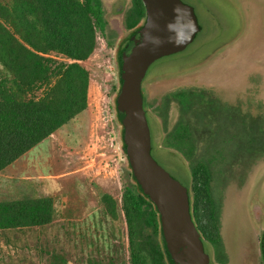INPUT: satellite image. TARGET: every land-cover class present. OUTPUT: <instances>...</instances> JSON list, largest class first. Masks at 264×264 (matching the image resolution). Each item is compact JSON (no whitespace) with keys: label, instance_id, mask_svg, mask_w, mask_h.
<instances>
[{"label":"rangeland","instance_id":"374dc122","mask_svg":"<svg viewBox=\"0 0 264 264\" xmlns=\"http://www.w3.org/2000/svg\"><path fill=\"white\" fill-rule=\"evenodd\" d=\"M181 1L193 9L201 30L183 51L156 60L147 70L142 83L180 73L196 74L214 49L240 39L233 49V90L238 93L246 89L248 72V112L252 116L263 115L264 0ZM102 2L109 34L111 30L122 33L124 14L130 9L132 0ZM110 38L112 43L99 34L94 54L82 63L90 72L87 110L0 173V202L52 198L56 214L54 226L44 233L8 238L0 234V264H55L51 263L49 250L57 254L58 260L64 257L68 264H128V229L121 200L132 180L121 149V128L114 105L119 83L114 40ZM224 65L221 63L217 70L215 65L202 69L201 76L214 77L217 73L225 84L227 75ZM168 88V85L158 89L147 88V93H156L161 97ZM149 114L152 118L153 113L149 111ZM170 115L168 128L177 117L175 106ZM148 120L152 156L183 186H191L187 161L165 145L167 130L164 121L152 118L151 123ZM229 134V129H223L219 144H228L225 139ZM234 146H226V151L231 149L236 152ZM215 148L208 151L212 153ZM200 153L201 150L197 155ZM246 153L249 152H242L243 155ZM253 157H258L253 166H248V159H240L233 164L230 186L238 185L245 173L249 176L262 172L264 155L260 157L259 153H253ZM226 162L231 164V160ZM258 181L253 182L251 188L229 187L228 192L224 182L219 181L218 186L214 182L213 185L216 203L224 205L221 214L222 238L227 243H241L243 248L240 252L235 249L237 253L233 252V263L243 253L248 254L251 263L258 262V237L264 228V171L259 174ZM105 197H109L114 204L112 215H107L105 211ZM209 249L215 260L212 248Z\"/></svg>","mask_w":264,"mask_h":264},{"label":"trees","instance_id":"16d2710c","mask_svg":"<svg viewBox=\"0 0 264 264\" xmlns=\"http://www.w3.org/2000/svg\"><path fill=\"white\" fill-rule=\"evenodd\" d=\"M145 11L143 0H132L128 25L137 24ZM107 30L102 0H0V173L87 110L90 72L82 63L94 54L99 34L112 43ZM166 112L159 114L168 131ZM186 131L179 122L166 133V147L191 155L197 143L186 140ZM263 137L264 127L248 123V143H237L236 153L260 151ZM187 160L195 185L193 216L206 241L217 246L214 159ZM111 202L105 197L107 215L114 214ZM121 210L128 229V264H169L158 212L132 181L122 194ZM55 215L52 198L0 202V234L44 233L54 226ZM47 252L51 263L68 264L63 256L58 260L55 252Z\"/></svg>","mask_w":264,"mask_h":264},{"label":"water","instance_id":"95a60500","mask_svg":"<svg viewBox=\"0 0 264 264\" xmlns=\"http://www.w3.org/2000/svg\"><path fill=\"white\" fill-rule=\"evenodd\" d=\"M147 10L136 40L116 54L118 89L114 97L121 149L131 180L158 212L169 264H209L191 215L187 189L152 156L151 132L143 109L141 83L158 59L183 51L200 27L194 11L180 0H143Z\"/></svg>","mask_w":264,"mask_h":264},{"label":"flooded vegetation","instance_id":"af4514ba","mask_svg":"<svg viewBox=\"0 0 264 264\" xmlns=\"http://www.w3.org/2000/svg\"><path fill=\"white\" fill-rule=\"evenodd\" d=\"M182 3L185 4L184 2ZM146 20H147V10L145 11L144 15L143 14L141 15L140 20L138 21L137 24H135L134 26H129L128 25L129 19L127 17V11H126L124 14L123 32L118 33L117 31L111 30L112 32L111 34H109V23H108L107 34L108 37L110 36L114 40L115 54H117L118 51L121 52L122 50H124L131 40L133 41L136 40L137 30L144 27V25L146 24ZM246 30L247 29H245V31ZM245 33L246 32L243 33L242 35L243 37ZM239 40L240 39H237L234 40L233 42H230L229 44H224L219 46L209 54L210 57L204 59L205 62L203 63L202 69L215 65L217 70V67H220L221 63H225L224 66L226 67V75H227L225 84H223L222 80L220 79L221 77L217 73H215L214 77L213 76L206 77L208 75H204V74L201 76L202 69L196 72V74L180 73L176 76L157 77L154 78V80L145 82L144 84L141 83L143 109L146 113V117L148 116L147 120L149 118L151 123H152V118L155 121H157L158 119H160V121H163L159 112L164 109L167 111L166 121L169 125L171 124L170 113L172 107L175 106L177 109V117L172 123L171 127L168 128L169 130L167 131V133L170 132L169 134H171L174 127L179 122H181L183 128L187 129L186 140L188 141L195 140L197 143L196 151L192 152L191 155H187V154L183 155L182 153L180 154L177 150H174L172 148L171 149L177 154L181 155L187 161L189 166V172L191 175L192 183L191 186L188 187L184 186V187L188 191L192 219L204 244V249L207 258L209 260V264H264V228L258 237V242H259L258 262L251 263V261H248V254L243 253L242 257L237 259L238 263L237 260L236 261L234 260L233 263V252H236L235 249H237V251L240 252L243 250V248L240 247L241 243L240 245H237V243L235 242L227 243L225 239L223 240L222 238L221 214L223 213V207H224L223 203L222 206L221 205L219 206L217 204L218 219H219V235H220V242L217 246L208 243L204 238V236L201 234L199 227L196 224L195 217L193 216V209H192L195 185L193 183L192 169L187 158L189 159L194 158L200 160L201 159L205 160L208 158L214 159L213 173L215 178L212 184V193H213V185L216 183L215 185L218 186L219 181L224 182L226 184L225 191L229 187H233V189L234 188L242 189L248 186L249 188H251L253 182H259L258 176L264 171V169L261 168L262 172L260 173L257 172V174L251 173L249 176L248 174L245 173L244 177L240 178V181L237 182L238 185L230 186L232 184L231 183L232 175H230V173L232 174L231 172L232 166L235 162L239 161L240 159H243L245 161L248 159V166L251 165L253 166L255 160L258 158V157H253V153H259L260 157L264 155V147L261 148L260 151H256V152L248 150L249 153H246L244 155L242 154V152L236 153L231 149H228L226 151V146L228 145L229 148L230 146L235 148L234 145H236L237 143L240 144L248 143V123L249 124L257 123L260 126L264 127V113L263 115L261 114L257 116L253 114L252 116V114L251 113L249 114L248 112V72L245 79L246 89H242L244 91L240 90L238 93L235 90H233L234 79L232 80V75H234L233 66H235L234 61L232 62V59L235 57L233 49H235V46ZM196 76L197 78H195ZM204 77H206V79ZM162 85L170 86V89L168 88L169 92L167 91L165 95L158 97L156 93L154 95L153 93L152 94L147 93V88L152 89L154 87V89H158ZM208 85H211L213 87H208ZM180 95H181V102H179L178 99V96ZM238 95H240L239 98L237 97ZM237 99H239V102H237ZM242 100H244V103L242 102ZM149 111L153 113L152 118L149 114ZM148 124H149V120H148ZM235 126H236V131L234 130ZM223 129L230 130V134L228 138L225 139V142L228 143L226 145L219 144L220 141L219 139H221L220 135L222 134ZM165 140L167 141L166 136H165ZM212 145H216V146L218 145V146L215 148V147H211ZM213 148L216 149L214 152L211 153V151L210 152L208 151V149L211 150ZM200 150L202 152L200 153L201 155L200 154L197 155L198 151ZM227 160L228 161L231 160L230 162L231 164L227 163L226 162ZM221 175L223 177L219 179ZM262 186L264 187V184ZM227 192L225 194H227ZM209 248H212L214 255L216 257L215 260L212 259V254ZM168 258L169 260H172L169 250H168Z\"/></svg>","mask_w":264,"mask_h":264}]
</instances>
